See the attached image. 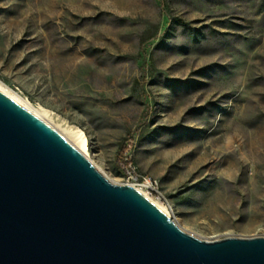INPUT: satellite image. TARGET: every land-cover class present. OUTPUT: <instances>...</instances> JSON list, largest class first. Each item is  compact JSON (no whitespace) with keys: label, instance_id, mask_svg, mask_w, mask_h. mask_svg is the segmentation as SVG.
Returning <instances> with one entry per match:
<instances>
[{"label":"rangeland","instance_id":"374dc122","mask_svg":"<svg viewBox=\"0 0 264 264\" xmlns=\"http://www.w3.org/2000/svg\"><path fill=\"white\" fill-rule=\"evenodd\" d=\"M0 83L188 234L264 237V0H0Z\"/></svg>","mask_w":264,"mask_h":264},{"label":"water","instance_id":"95a60500","mask_svg":"<svg viewBox=\"0 0 264 264\" xmlns=\"http://www.w3.org/2000/svg\"><path fill=\"white\" fill-rule=\"evenodd\" d=\"M0 264H264V237L197 239L0 92Z\"/></svg>","mask_w":264,"mask_h":264},{"label":"bare ground","instance_id":"6f19581e","mask_svg":"<svg viewBox=\"0 0 264 264\" xmlns=\"http://www.w3.org/2000/svg\"><path fill=\"white\" fill-rule=\"evenodd\" d=\"M0 92L3 93L4 95H6L7 97H9L12 101H14L15 103H17L18 105H20L26 111H28L29 113H31L32 115H34L35 117H37L38 119H40L41 121H43L44 123H46L47 125H49L48 124L49 122L47 123L46 122L47 120L45 121V118L43 117V115L39 111H37L36 109H34L29 102H27L26 100L22 99L18 95L14 94L10 90H8L2 83H0ZM54 130L57 133H59L64 139H66L75 149H77L91 163H93V161L91 160V158L89 156V152H88V139H87V136L85 135V133L83 131H77V132H72V131H67L66 132L65 131L66 133H64V131H62L64 133L63 134V133L59 132V130L58 131L56 129H54ZM100 173H103V172L100 171ZM104 177H105V174H104ZM126 186L129 187V188H131L135 192H137L139 195H141L142 197H144L148 201H150L153 205H155L163 213H165L169 218H171L170 212L166 208H164L163 206H161L159 203H157L155 200H153L145 192L141 191L142 189L141 190L140 189H137L135 186H133L131 184H127Z\"/></svg>","mask_w":264,"mask_h":264},{"label":"built area","instance_id":"2783aa9c","mask_svg":"<svg viewBox=\"0 0 264 264\" xmlns=\"http://www.w3.org/2000/svg\"><path fill=\"white\" fill-rule=\"evenodd\" d=\"M128 181L134 183L137 187H143L150 195H152L158 187V181L148 176H138L134 171L128 173Z\"/></svg>","mask_w":264,"mask_h":264}]
</instances>
